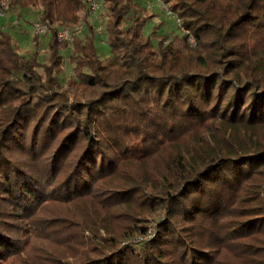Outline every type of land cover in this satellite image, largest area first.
I'll return each mask as SVG.
<instances>
[{"label": "trees", "instance_id": "1", "mask_svg": "<svg viewBox=\"0 0 264 264\" xmlns=\"http://www.w3.org/2000/svg\"><path fill=\"white\" fill-rule=\"evenodd\" d=\"M100 1L110 64L82 0H11L51 33L0 30V264H264V0H164L175 45Z\"/></svg>", "mask_w": 264, "mask_h": 264}, {"label": "rangeland", "instance_id": "2", "mask_svg": "<svg viewBox=\"0 0 264 264\" xmlns=\"http://www.w3.org/2000/svg\"><path fill=\"white\" fill-rule=\"evenodd\" d=\"M133 2L135 3V6L142 9L141 15L148 18L143 33L146 37L151 36L155 45H157L159 37L162 36L166 37V45L170 43L175 45L176 40L183 38L185 31L181 28L179 21H177V17L168 15L166 9L170 12L171 10L164 0H133ZM1 14L2 12L0 9V30L11 33L20 47L22 54L31 57L36 51L33 23L38 19L39 10L31 8L26 11H10L4 16H1ZM108 16L109 12L107 6H105L101 13L102 30L100 34L97 33V47L101 58L106 64H110L112 61L110 47L107 42V33L104 28ZM90 22L96 27H100L99 20L95 19L93 16L90 17ZM154 32L156 33L154 34ZM48 40L49 36L41 37L39 39L40 48L38 51L40 53L39 59L42 63L47 62L48 59ZM71 53L72 49L62 50L61 52L64 57V72L59 76V79L65 87L69 79L74 76L72 67L69 65ZM259 134H264V132L261 131ZM153 220L154 219L150 220V223Z\"/></svg>", "mask_w": 264, "mask_h": 264}, {"label": "built area", "instance_id": "3", "mask_svg": "<svg viewBox=\"0 0 264 264\" xmlns=\"http://www.w3.org/2000/svg\"><path fill=\"white\" fill-rule=\"evenodd\" d=\"M82 1L86 4L88 8L89 16L90 17L93 16L95 19L99 20L100 27H96V31L97 33L100 34L102 30L101 13L104 8L103 3L100 0H82ZM10 8H11V0H0V9L2 12L1 16H4L6 13H8ZM166 11L169 16H174V14L170 12L168 9H166ZM177 21L179 20L177 19ZM33 31H34L35 36L37 37H46L51 33L49 26L40 21H36L33 23ZM84 31H85L84 22L78 25L72 26V27H62L58 30V40L60 42H64L69 45H72L76 39L80 38L83 35ZM188 40L190 44L192 45L195 44V40L192 36H189ZM153 233L154 231L153 229H151L148 237L138 238L136 242H140L148 238L150 239L153 236Z\"/></svg>", "mask_w": 264, "mask_h": 264}]
</instances>
